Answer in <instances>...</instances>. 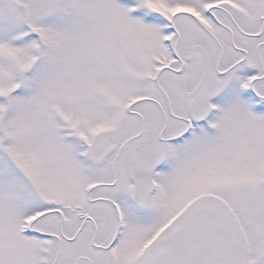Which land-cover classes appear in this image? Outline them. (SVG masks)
<instances>
[{
    "label": "snow or ice",
    "instance_id": "1",
    "mask_svg": "<svg viewBox=\"0 0 264 264\" xmlns=\"http://www.w3.org/2000/svg\"><path fill=\"white\" fill-rule=\"evenodd\" d=\"M0 264H264V0H0Z\"/></svg>",
    "mask_w": 264,
    "mask_h": 264
}]
</instances>
